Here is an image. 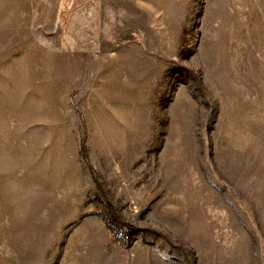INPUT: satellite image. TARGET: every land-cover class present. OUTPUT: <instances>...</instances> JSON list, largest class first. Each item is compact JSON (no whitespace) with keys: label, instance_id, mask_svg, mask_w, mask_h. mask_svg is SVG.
Instances as JSON below:
<instances>
[{"label":"rangeland","instance_id":"374dc122","mask_svg":"<svg viewBox=\"0 0 264 264\" xmlns=\"http://www.w3.org/2000/svg\"><path fill=\"white\" fill-rule=\"evenodd\" d=\"M0 264H264V0H0Z\"/></svg>","mask_w":264,"mask_h":264}]
</instances>
